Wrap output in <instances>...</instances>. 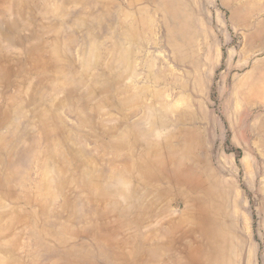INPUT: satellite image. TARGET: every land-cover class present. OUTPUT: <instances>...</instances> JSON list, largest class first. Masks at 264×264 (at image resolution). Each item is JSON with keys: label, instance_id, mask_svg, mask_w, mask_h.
<instances>
[{"label": "rangeland", "instance_id": "obj_1", "mask_svg": "<svg viewBox=\"0 0 264 264\" xmlns=\"http://www.w3.org/2000/svg\"><path fill=\"white\" fill-rule=\"evenodd\" d=\"M0 264H264V0H0Z\"/></svg>", "mask_w": 264, "mask_h": 264}]
</instances>
